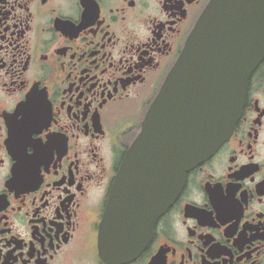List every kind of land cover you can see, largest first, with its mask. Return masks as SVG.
I'll list each match as a JSON object with an SVG mask.
<instances>
[{
  "label": "flooded vegetation",
  "instance_id": "obj_1",
  "mask_svg": "<svg viewBox=\"0 0 264 264\" xmlns=\"http://www.w3.org/2000/svg\"><path fill=\"white\" fill-rule=\"evenodd\" d=\"M211 0H0V264H112L115 175ZM119 264H264V58L230 137Z\"/></svg>",
  "mask_w": 264,
  "mask_h": 264
},
{
  "label": "water",
  "instance_id": "obj_2",
  "mask_svg": "<svg viewBox=\"0 0 264 264\" xmlns=\"http://www.w3.org/2000/svg\"><path fill=\"white\" fill-rule=\"evenodd\" d=\"M263 58L264 0H211L115 175L100 224L105 262H131L144 250L186 173L232 134Z\"/></svg>",
  "mask_w": 264,
  "mask_h": 264
}]
</instances>
